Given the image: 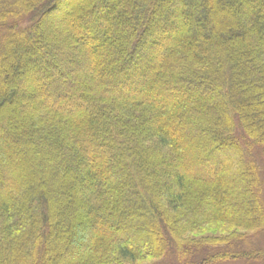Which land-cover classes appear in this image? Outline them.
Listing matches in <instances>:
<instances>
[{
	"label": "trees",
	"instance_id": "16d2710c",
	"mask_svg": "<svg viewBox=\"0 0 264 264\" xmlns=\"http://www.w3.org/2000/svg\"><path fill=\"white\" fill-rule=\"evenodd\" d=\"M185 252L264 258V0H0V264Z\"/></svg>",
	"mask_w": 264,
	"mask_h": 264
},
{
	"label": "rangeland",
	"instance_id": "374dc122",
	"mask_svg": "<svg viewBox=\"0 0 264 264\" xmlns=\"http://www.w3.org/2000/svg\"><path fill=\"white\" fill-rule=\"evenodd\" d=\"M69 11V10H68ZM70 13L71 12H64L63 14H65V15H70ZM60 14L58 13V11L57 10H53L52 12H51V14H50V16H49V19L47 20V21H45V24H46V28H48V26H49V23H51V20H53L54 18L56 19V25L55 26H57V24H59V19H61V16H59ZM58 21V22H57ZM46 31H47V29H46ZM39 83H42V80H41V82H39ZM28 103H30V101L29 100H26ZM60 101V100H59ZM18 119V117L17 116H15L14 117V119L13 120H17ZM9 122H11L10 121V119L8 120ZM7 145H9V144H7ZM9 148V150L10 151H12V153H14V147H11L10 145L8 146ZM225 163H229V161H225V162H223L222 164H224L225 165ZM18 167H20V165L18 166ZM22 167L24 168V165H22ZM194 193H196V194H198V191L197 190H195L194 191ZM198 196V195H197ZM227 228V231L226 232H228V233H232V232H239L241 229L240 228H233V226H231V227H226ZM218 229H220V228H212L211 227V225H209V226H204V227H201V228H199L196 232H193V233H190L188 236L189 237H194V238H197V239H200L201 237H204V236H207V235H210V234H215V235H217V234H219L220 233V231L218 230ZM88 231V230H87ZM76 244H74V246H75ZM186 254L185 255H182V257H179V261L181 262V264H185L186 262L185 261H187V259L188 258H194L193 256H191V257H188V253L189 252H185ZM47 258H48V260H51L52 259V255L49 253L48 254V256H47ZM53 260V259H52ZM169 261H171L172 263H173V260H164L163 262H160L159 264H168L169 263ZM45 262V261H44ZM185 262V263H184ZM149 263V260H147V261H139V262H137L136 264H148ZM170 264V263H169ZM180 264V263H179ZM211 264H246V262H242V261H230V262H221V263H218V262H214V263H211ZM249 264V263H248ZM253 264H264V258L263 259H261V260H259L258 262H254Z\"/></svg>",
	"mask_w": 264,
	"mask_h": 264
}]
</instances>
